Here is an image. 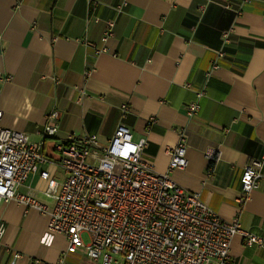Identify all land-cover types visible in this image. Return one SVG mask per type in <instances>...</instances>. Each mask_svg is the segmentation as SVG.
Listing matches in <instances>:
<instances>
[{
  "label": "crops",
  "instance_id": "crops-1",
  "mask_svg": "<svg viewBox=\"0 0 264 264\" xmlns=\"http://www.w3.org/2000/svg\"><path fill=\"white\" fill-rule=\"evenodd\" d=\"M108 21L114 36L102 44ZM80 89L85 96L76 103ZM201 91L189 118L186 106ZM0 111L1 128L43 143L53 163L40 170L58 182L65 176L54 146L69 137L94 134L106 146L122 122L134 139H146L143 161L165 174L182 133L187 165L171 180L199 193L223 221L238 217L242 230L264 239V168L259 189L238 202L244 168L264 152V0H0ZM52 113L58 130L43 140L38 132ZM150 117L156 123L146 129ZM207 150L217 158L210 171ZM46 187L34 175L17 193L52 207ZM0 221V264H56L66 250L65 237L49 233L47 217L34 210L8 202ZM229 254L232 264H264V250L245 247L239 235ZM65 262L95 264L81 249Z\"/></svg>",
  "mask_w": 264,
  "mask_h": 264
},
{
  "label": "built area",
  "instance_id": "built-area-1",
  "mask_svg": "<svg viewBox=\"0 0 264 264\" xmlns=\"http://www.w3.org/2000/svg\"><path fill=\"white\" fill-rule=\"evenodd\" d=\"M122 7H117V13L122 12ZM113 27L112 21L106 23L102 44L114 36ZM227 35H222L224 44L229 43ZM94 51L100 54L106 49L102 46ZM223 56L222 50L216 53L217 59ZM216 67L214 62L212 69ZM204 95V91L197 93L186 106L189 118L198 113L199 99ZM84 96L80 89L75 102ZM120 112L121 119H125L129 106L121 105ZM1 116L0 111V119ZM55 121V113L47 117L38 132L43 140L57 133ZM155 123L156 118L150 117L146 129ZM42 146L43 143H31L25 132L0 127V206L13 201L47 217L48 232L64 236L67 242L56 264H66V254L78 249L95 264H232L229 248L235 235L242 238L245 247L264 250V239L242 230L238 217L223 221L203 203L199 193L185 190L171 180V172L187 165L182 133L169 152L165 174L155 172L151 164L143 161L146 139H134L122 122L106 146L100 145L94 134L80 139L69 137L56 144L54 150L65 176L60 182L46 169L40 170L41 165L53 163L44 155ZM205 157L210 171L217 158L212 150H207ZM263 168L264 152L251 159L241 174L239 203L259 189ZM34 175L46 181L43 195L53 201L52 207L33 194L17 193ZM4 230L0 221V243ZM82 235L87 236V242ZM20 257L13 254L15 259Z\"/></svg>",
  "mask_w": 264,
  "mask_h": 264
},
{
  "label": "trees",
  "instance_id": "trees-1",
  "mask_svg": "<svg viewBox=\"0 0 264 264\" xmlns=\"http://www.w3.org/2000/svg\"><path fill=\"white\" fill-rule=\"evenodd\" d=\"M228 4H229V3H226V2H225V3L223 4V6H224V7H227ZM235 11H236V10H235ZM235 13H236V12H235ZM222 51H223V50H222ZM223 52H224V51H223Z\"/></svg>",
  "mask_w": 264,
  "mask_h": 264
},
{
  "label": "rangeland",
  "instance_id": "rangeland-1",
  "mask_svg": "<svg viewBox=\"0 0 264 264\" xmlns=\"http://www.w3.org/2000/svg\"><path fill=\"white\" fill-rule=\"evenodd\" d=\"M84 239L86 240V237H84Z\"/></svg>",
  "mask_w": 264,
  "mask_h": 264
}]
</instances>
